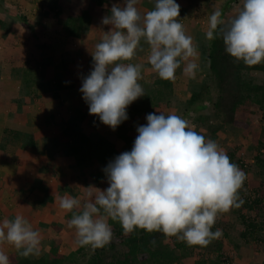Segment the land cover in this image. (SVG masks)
Returning <instances> with one entry per match:
<instances>
[{"label":"clouds","instance_id":"9594fccd","mask_svg":"<svg viewBox=\"0 0 264 264\" xmlns=\"http://www.w3.org/2000/svg\"><path fill=\"white\" fill-rule=\"evenodd\" d=\"M140 0L114 4L103 25L102 42L92 54L93 70L80 88L89 114L115 130L128 119L126 109L145 95L138 82L143 65L129 63L148 46L147 61L160 79L174 81L184 62V73L195 76L197 47L180 22L175 0H155L154 9L141 14ZM220 10L208 18L206 38L220 36L226 53L247 67L264 63V0H243L230 20ZM84 35V34H82ZM137 127L130 152H124L104 169L106 190L89 186L83 205L71 196L59 197V207L72 214L80 246L103 248L112 240L109 220L119 222L126 235L137 229L175 237L188 246L207 247L222 235L212 231L217 216L239 207L245 173L230 161L219 145L206 139L177 114L150 113ZM14 247L20 256L39 251L40 233L21 215L0 225V245ZM155 244V241H152ZM0 264L9 257L0 250Z\"/></svg>","mask_w":264,"mask_h":264},{"label":"rangeland","instance_id":"374dc122","mask_svg":"<svg viewBox=\"0 0 264 264\" xmlns=\"http://www.w3.org/2000/svg\"><path fill=\"white\" fill-rule=\"evenodd\" d=\"M20 1L28 2L30 0ZM44 1L45 0H37V2ZM118 1L120 5H123L124 0ZM140 1L141 2L138 4V9H142V11L145 13V10L154 9L155 0ZM202 1H204V3L207 2L208 4L210 0H185L183 5L184 9L186 10V14L182 15V18L180 19L185 33L192 37L193 44L197 47L199 54L195 61L198 64V68L196 69L194 77H190L184 73L185 64L182 62L181 67L176 71L175 80L169 81L172 83V87L170 89L166 88L160 83V81L164 80L160 79L159 76L151 70V66L147 61L149 46L142 40L141 46L144 48V51L137 52V55L133 58V60L128 61L129 63H139L143 65L141 70L142 79L138 82L143 87L145 95L138 98L128 106L133 109L132 115L129 116L127 120L122 122L115 130L104 125L99 120L98 116H93L91 118V124H89V122H81L76 124H78L80 129L84 128V126L88 128L89 135L94 140L103 135L106 136L107 139L116 142L117 145H119L121 143L118 138L119 132L123 129L129 130V128L132 126V130H135V133L138 134L137 127L147 124L146 117L148 114H177L188 120L190 126L194 127V130L203 135L206 139L215 141L219 147L224 150L228 157L230 154H234V161L240 159L248 166V190L251 191L254 187H257L262 180L261 178L257 177L256 174L258 172L254 166V157L256 152L249 151L252 141V130L262 134V140L264 143V124L262 123V113L260 112L258 106L252 104L249 109L245 110L244 114H242L243 118L250 126V130L247 133H245L243 129L224 126L217 132L215 136L212 135L211 131L214 128H218L221 125V122L214 119L215 112L213 104L209 103L208 101L206 102V94H204V98L200 101V104H203V109L196 112H194V110H187L188 107L186 105L191 99V94L194 93V91L198 92L200 90V87L206 79V74L209 71V65L207 62V47L209 46V40L206 38V32L208 30V18L211 16V14H213L214 11L220 10L222 13L221 18L225 19L226 21L230 20L234 18L235 15L240 11L243 3V0H231V2H228V0H214L216 3L208 8L207 11L202 9V11L198 13L197 7L198 5L202 4ZM52 6H54V0H50V2H48L46 5L42 6V9L35 5L34 7L29 8L28 13L30 15V19L33 20V22L36 23L40 16H42V18H40L39 24H37L38 27L32 23L29 25L28 29L25 28V32H20L21 28L19 25L22 21L20 19L13 18L14 20H18L12 22L13 25H11L12 36L14 38L10 37L0 41V64L3 67L2 72L5 75L2 85L8 87L10 86L15 89L11 90L10 95H12L10 98L15 99L16 95L14 93L16 92L22 98L24 97L27 99L25 101L26 107L21 105L19 109L21 112H24L25 108L28 109L31 107L26 114L27 118L25 117V121L28 123V126L30 125L34 128L36 131L35 136L40 137V140H38L39 148L36 152L32 151L31 149H26L20 145L21 141L19 139L8 138L0 142V149L8 146L7 155L2 160L7 161L8 159L11 160L12 158H15V160H17V164L26 169L27 165L25 163H29L30 169L28 171L31 174L29 180L35 176L33 171L30 170H32L33 167H36L39 170L37 165L44 164L40 174L37 175V179L35 180L33 178L32 180L27 181V183H23L22 180H19L20 177L16 171H12L11 169H3V171L9 173L8 179L10 178L12 182L8 183L4 180L0 181V225H2L5 219L11 220L10 215H12V220H14L17 215H21L27 219L32 225L33 229L39 231L40 233L41 243L38 253L33 255L35 257H41L44 253H46V251L50 248V240L54 237L49 235V229H51V227L48 226L50 225L49 221L51 220L50 215L48 216V219L45 220L46 222L39 220V217L42 215H36L35 217L33 216V212H36L35 209L40 208L42 205L40 204L42 203V196H45L46 191L42 187V184H44L49 189V191L53 193L54 187H59V185H61L58 183L59 181H57L55 175L63 180L64 178L67 179L71 176L80 177L82 173L84 175L90 174L99 171L100 169L98 164H95L93 167L89 165L83 166L82 168L75 167L76 162L64 155V144L62 142L59 143L56 138L58 135H60L58 132L63 130L61 128V123H64L62 116L63 112H65V109L69 107V104H75L76 102H79L81 99H83V94L81 93L80 88L82 87V80L86 78L93 70L94 61L92 54L95 51V46L97 43L102 42L103 32H108L111 28L104 27L105 25L102 23L103 19L94 18L86 28L87 32L83 33V37L82 34L79 33L76 36H69L64 30L65 25H61L60 22L67 19L70 16L71 11L64 9L65 14L62 16H57V12L53 11ZM63 6L65 8L71 6V1H66ZM0 15L6 17L7 14L4 13L3 15L2 13ZM56 23H59V25L52 27ZM39 25L44 27L46 30L45 34H43V32L40 30ZM61 46L63 47V50L60 49ZM13 49H16L20 52H15ZM28 49L30 50L31 54L26 53L25 50ZM19 54H22V58L24 57V62H22L18 68L17 66L13 65V60H10L9 58ZM25 54L28 55V58L25 57ZM51 57L53 58L51 60L52 63L50 64L49 59ZM25 59H30V62L27 63ZM66 60L68 61L66 62ZM8 63L11 64V66L8 65ZM25 67L28 68L29 72L31 71L34 73V71H36L38 73V75L35 77L37 79L36 82L40 84L36 85L34 88L32 84H30L28 86L29 88L27 89L24 88L23 85L19 84V80L22 78L21 75ZM57 67L60 69V74H56L57 70H54ZM256 78V80L259 81V77L256 76ZM73 83L75 86L77 85V91L72 89ZM49 85H51V88L48 91L43 92V88H46ZM63 86L69 87L67 90L63 91ZM73 90L75 92H73ZM70 91L73 94V98L71 97ZM40 92L44 93V97L40 98L38 95ZM55 92L57 95L55 97H51L50 100H57L56 106L43 107L44 102L47 103L49 100V93L52 96L55 95ZM210 95H212L213 100H215L217 95L214 88H212L210 91ZM7 96H9V94L6 95L4 92L0 91V102L3 100V98L6 99ZM0 105H2V103H0ZM3 106L5 108H0V112L7 113L17 109V105L10 107V104H3ZM199 115H202L205 118V121H198L197 117ZM43 134L46 136L51 135L49 138L50 141L42 142V137L40 135ZM54 134L57 135L55 136ZM45 135L43 136V139H46ZM29 138V140L32 139L31 137ZM53 140L55 141L56 145L53 143ZM22 143L28 144L27 138H24ZM57 144L58 147H56ZM121 145L123 146L122 143ZM122 146H117V148L121 150ZM53 147L56 148V150H54ZM55 152L58 154L54 155ZM124 152L125 151H122V153ZM22 153H24V157L21 156ZM52 154L61 163V170H58L59 174H56L55 171L50 178H44L45 167L49 168V170H53L52 165L54 162L51 160V163H48V159ZM28 171L25 172V175H28ZM39 181H42V184ZM35 183L40 184V186H38L39 189L29 194V190L32 189L31 186ZM65 195L70 196L66 193L65 189H60L58 193L56 192V195L50 194V197H52L51 200L50 198L48 199L52 206L55 204L57 205L55 209L56 211L54 212L56 217L54 219V224L57 225L59 222V226L61 227L64 224L66 214L59 207L58 198ZM32 201H39V206L29 205ZM24 202L25 204L23 205ZM13 204H16L17 206ZM8 212H10V214H6ZM59 213L61 214L59 215ZM246 215L253 217L255 214L246 212ZM60 218H62V220H59ZM213 228L220 229L221 232H228L235 238H240L242 231V227L240 226L237 217L232 212V209L227 213L219 214ZM65 237H63V239ZM71 241V238H69L61 247V252L63 254H69L73 250V246L70 244ZM242 247L243 250L239 253L238 257L240 261L242 260V264H264L263 243L258 247L254 246L252 243L247 245L243 244ZM0 250H2L9 257V261L12 256H20L14 247L6 243L0 245ZM90 257L91 253L86 252L83 256L79 257L78 262L80 264H87L90 260ZM210 259H212L210 255H207L206 253L201 254L200 252L195 251L191 257L178 264H208Z\"/></svg>","mask_w":264,"mask_h":264},{"label":"trees","instance_id":"16d2710c","mask_svg":"<svg viewBox=\"0 0 264 264\" xmlns=\"http://www.w3.org/2000/svg\"><path fill=\"white\" fill-rule=\"evenodd\" d=\"M66 1H71L72 7L69 6L65 8L63 4ZM48 2H50V0H45L44 2H37V0H30L28 2H21L20 0H0V14H7L6 17L0 15V41L5 40L7 36H12V22L18 21L13 18L22 21L20 23V32H24L25 28L28 29L29 25L32 23L37 26L42 16L37 19L38 21H36V23L33 22L28 13L29 8L35 5L42 9V6L46 5ZM175 2L180 5L181 12L179 19H181L182 15L186 14L183 5L184 0H175ZM109 5V0H54L52 9L57 12V16L65 14L64 9L71 11L70 16L63 25H65L64 30L69 36H76L78 33H86V28L94 18L103 19L109 16L111 14ZM60 23L62 25V22ZM58 25L59 23H56L52 27ZM40 30L43 34L46 33L44 27L40 26ZM60 49L63 50L62 48ZM14 51L19 52L16 49ZM25 51L31 54L29 49ZM25 57L28 58V55L25 54ZM20 58L22 59V54L14 57L12 56V58L9 59L20 61ZM52 58L53 57L49 59L50 64L52 63ZM29 60L30 59H25L27 63L30 62ZM67 61L68 60H66V62ZM207 62L209 71L206 74V79L200 87V90L198 92L194 91V93L191 94V99L186 105L188 107L187 110H194V112H196L203 109V104H200V101L204 98V94H206V102L208 101L213 104L215 112L214 119L221 122L218 128H214L211 131L214 136L224 126L243 129L244 132L247 133L250 130V126L245 121L242 114H244V111L249 109L252 104L258 106L262 113V123L264 124V63L254 67H247L243 62L235 61L226 53L223 40L220 36H217L214 40H209V46L207 47ZM25 68V74L22 78L28 85H23V87L27 89L30 84H32L33 88L39 85L40 83L36 82L37 79L35 76L37 75H34L31 71L29 72L27 67ZM56 69L59 68L57 67ZM0 70V91L4 92L6 95L9 94L6 99L3 98L0 102L2 103L0 108H5L3 104H10V107L11 104H20V100L17 101V99L10 98L12 95H10L12 88L2 85L5 79L2 66ZM256 76L259 77V81L256 80ZM160 83L168 89L172 87V83L169 81L164 80L160 81ZM68 87L69 86H65L64 89ZM75 88V84L73 83L72 89ZM212 88L215 89L217 95L215 100H213L212 95H210ZM73 92L75 91L73 90ZM56 95L57 93L55 92V95H52V97ZM50 97L51 95L48 96V99ZM68 106L69 107L65 109L62 116L64 123H61V128L63 130L58 132L60 135L57 136L56 140L64 144V155L76 162L75 167L82 168L86 165L93 167L95 164H98L100 169L90 174L84 175L82 173L80 177L71 176L63 180L55 175V178L61 185H59V187L55 186L53 193L42 184V181L39 182L46 191H44L46 199L50 198L51 200L52 197H50V194L56 195V192L58 193L60 189H65L66 193L71 197L78 198L81 201V208L74 209V211L80 212L82 211L83 205L90 199L88 196L89 189L87 188L92 186L102 191L107 189L109 185L104 169H106L108 164L119 156L122 151H131L138 134L135 133V130H132V126L129 130H121L118 138L123 146L121 143L117 145L116 142L107 139V137L103 135L94 140L90 137L88 128L84 126V128L80 129L78 124H76L81 122L85 123L86 121L91 124L93 115L89 114L88 104L86 102L82 104L76 102ZM19 108L20 105L17 111L15 110L7 113L0 112V141H4L8 138L19 139L21 141L20 145L24 148L36 151L40 137L35 136L36 131L34 128L24 123L25 113L21 112ZM126 112L129 117L132 115L133 109L128 107ZM197 120L203 122L205 118L199 115ZM251 133L252 141L249 151L256 152L254 166L258 172L256 174L257 177L262 179L257 187H254L251 191L248 190V166L240 159L234 161V154L229 155L230 161L236 164L246 175L243 187L239 193L243 203L239 207L232 208V212L237 217L242 227L240 238H235L228 232L222 231L220 238L213 240L207 247L188 246L185 242L175 237L169 238L159 232L148 233L144 230L137 229L132 234L126 235L119 222L109 220L108 222L113 233L111 242L103 248H93L91 246L79 245L76 230L68 227L72 214L64 211L66 215L65 223L62 228L57 226L58 224L55 225V221L48 225L55 231L57 236H54L50 240V248L46 253L41 257H35L33 255L26 258L22 256H12L9 264H80L78 262L79 257L83 256L86 252L91 253L90 260L87 264H178L191 257L195 251L210 255L212 259L209 260L208 264H242V260L240 261L238 257L240 251L242 252L243 250V244L247 245L252 243L256 247L262 243L264 244V143L261 133L253 130ZM44 135L45 134L40 135L42 137L41 141H50L49 138L51 135H45L46 139H43ZM54 135L56 136L57 134ZM29 137L32 139L29 140ZM24 138H27L28 144L22 143ZM53 143L55 144L54 140ZM117 146H122L121 150L117 148ZM56 147H58V144ZM54 150H56V148H54ZM57 154L58 153H56V155ZM55 159L56 157L52 154L48 160H50L49 162H51V160L55 162ZM13 160L16 161L15 159ZM26 165H29V163H26ZM53 165L55 166V163H53ZM55 169L56 167H54L53 170L47 168L46 172H44V178H50L55 171L56 174H59L58 170ZM38 186H40V184L35 183L31 186L32 189L29 190V192L33 193L37 191V189H39ZM246 212H251L255 215L252 217L246 215ZM212 231H216V229L213 228ZM64 232L66 237L63 239L59 235ZM69 238L73 241V243L72 241L70 242L71 246H73V250L69 254H63L61 253L62 244ZM152 241H155V244H153Z\"/></svg>","mask_w":264,"mask_h":264},{"label":"crops","instance_id":"0c3cea01","mask_svg":"<svg viewBox=\"0 0 264 264\" xmlns=\"http://www.w3.org/2000/svg\"><path fill=\"white\" fill-rule=\"evenodd\" d=\"M185 1V0H184ZM109 2H110V7H109V10H111V7L114 5V4H119V1L118 0H109ZM141 2V1H140ZM228 2H231V0H228ZM214 3H216V1H214V0H210L209 2H208V4H207V2L206 3H204V1H202V4L201 5H198V13L200 12V11H202V9H204V10H208V8H210ZM121 6H123V5H121ZM138 7V6H137ZM139 11L141 12V14H144L145 12L144 11H142V9H139ZM146 12L148 11V10H145ZM66 21V19L64 20V21H62V24H64V22ZM20 26V25H19ZM104 27H111L110 25H105ZM25 32V31H24ZM18 33H19V31H18ZM10 37H13V36H7V38H10ZM82 37H83V35H82ZM14 38V37H13ZM62 43H64V42H62ZM58 45H62V44H58ZM60 48H63L62 46L60 47ZM20 52V51H19ZM20 61H22V62H24V60H23V58L21 59L20 58ZM13 62H14V64L13 65H15V66H17L18 68L20 67V65L22 64V62H19V61H17V60H13ZM8 65H10L11 66V64H9L8 63ZM3 66H4V64H3ZM3 68V67H2ZM12 69V68H11ZM54 70H57L56 71V74H60V69H54ZM33 71H34V69H33ZM24 74H25V68L23 69V73H22V77L24 76ZM34 75H38V73L36 72V71H34V73H33ZM19 82H20V84L21 85H28V83L22 78V79H20L19 80ZM50 84V83H49ZM76 88H75V90L77 89V85L75 86ZM12 88V87H11ZM51 88V85H49L48 87H46V88H43V92H45V91H48L49 89ZM12 89H14V88H12ZM15 90V89H14ZM65 90H67V89H64L63 91H65ZM78 90V89H77ZM43 92H40V94H38L39 96H40V98L41 97H44V93ZM70 93H71V97L73 98V94H72V92L70 91ZM16 96H15V99H17V101L18 100H20V104H11V106H15V105H17V109H16V111L18 110V107H19V105L21 106H25V101L27 100V99H25L24 97L22 98L18 93H14ZM49 96H50V93H49ZM52 97V96H51ZM50 97V98H51ZM50 98H49V100L47 101V103H45L44 102V105H43V107H55L56 106V104H57V100H55V101H51L50 100ZM80 103H84L85 102V100L84 99H81L80 101H79ZM30 104H31V102H30ZM37 105H39V104H37ZM47 105V106H46ZM28 106V105H27ZM34 106V105H33ZM40 106V105H39ZM26 107V106H25ZM31 107H29L28 109H26L25 108V111L23 112V113H25V117L27 118V116H26V114H27V112L29 111V109H30ZM42 108V107H41ZM24 117V118H25ZM23 121V120H22ZM87 123H88V121H86ZM85 122V123H86ZM19 123H20V121H19ZM26 125H28V123L25 121L24 122ZM30 126V125H29ZM31 127V126H30ZM31 128H33V127H31ZM46 130V129H45ZM45 132V131H44ZM0 139H1V136H0ZM0 142H2V141H0ZM39 142V141H38ZM38 148H39V145L37 146V148H36V151L38 150ZM32 150V149H31ZM30 150V151H31ZM7 151H8V146L7 147H4L3 149H0V181H2V180H4V181H7L8 183H11L12 182V180L9 178L8 179V177H9V173L8 172H5V171H3V169H11L12 171H16L17 173H18V176L20 177V181L22 180L23 181V183H27V181H30V180H32L33 178L36 180L37 179V175L38 174H40V172H41V170H42V167H44L43 165L44 164H42V165H40V164H38L37 166L39 167V170L36 168V167H33L32 168V170H30V171H33V173H34V177H32L30 180H29V178L31 177V174H30V172L28 171L29 169H30V166L29 165H27V169L26 168H22L20 165H18L17 164V160L16 161H14L13 159H15V158H12L11 160L10 159H8L7 161H3L2 159H4L5 158V156L7 155ZM35 151V152H36ZM50 153V152H49ZM57 152H55L54 153V155L56 154ZM21 156L22 157H24V153H22L21 154ZM36 156V155H35ZM50 161V160H49ZM15 162V163H14ZM49 163H51V162H49ZM55 166L54 165H52L53 166V168L52 169H54V167H56V169L55 170H61L60 169V166H61V163L58 161V159L56 158L55 159ZM26 164V163H25ZM4 167V168H3ZM46 167H45V169H44V172H46ZM26 171H28V175H25V172ZM4 172V173H3ZM42 174V173H41ZM29 194H31V192H28ZM42 203H40V204H42L41 206H40V208H36L35 209V211L36 212H33V216L35 217L36 215H42V216H40L39 217V220H42V221H45V220H47L48 219V216L50 215V217H51V220L49 221V223H53V221H54V219L56 218L55 217V214H54V212L56 211L55 209H56V207H57V205L55 204V205H51L50 204V201H48V198L46 199L45 198V196L43 195L42 196ZM26 202V201H25ZM25 202L23 203V205L25 204ZM45 202V203H44ZM13 205H15V206H17L16 204H13ZM29 205H31V206H39V201H32V202H30V204ZM19 206H20V204H19ZM6 214H10V212H8V213H6ZM61 213H59V215H60ZM53 215H54V217H53ZM42 217V218H41ZM10 218H11V220H12V215H10ZM44 218H46V219H44ZM57 220V219H56ZM59 220H62V218H60ZM46 222V221H45ZM64 223H65V221H64ZM57 226H59V222H58V225ZM64 226V224L62 225V227ZM61 227V226H60ZM61 227V228H62ZM49 235H52V236H57L56 235V233H55V231L53 230V229H49ZM66 236V234H65V232L64 233H62L61 235H59L60 237H65ZM46 236V235H45ZM64 243H65V241H64ZM63 243V244H64ZM63 244H62V246H63ZM241 252V251H240ZM62 253V252H61Z\"/></svg>","mask_w":264,"mask_h":264}]
</instances>
